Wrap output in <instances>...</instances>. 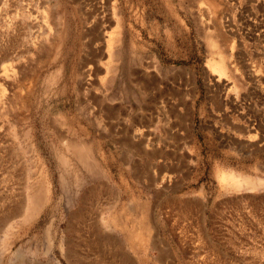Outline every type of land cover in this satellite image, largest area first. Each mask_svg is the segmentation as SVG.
Masks as SVG:
<instances>
[{"label": "rangeland", "instance_id": "374dc122", "mask_svg": "<svg viewBox=\"0 0 264 264\" xmlns=\"http://www.w3.org/2000/svg\"><path fill=\"white\" fill-rule=\"evenodd\" d=\"M117 104L158 130L194 111L210 204L184 263L264 264V0H0V264H110L78 155Z\"/></svg>", "mask_w": 264, "mask_h": 264}, {"label": "crops", "instance_id": "0c3cea01", "mask_svg": "<svg viewBox=\"0 0 264 264\" xmlns=\"http://www.w3.org/2000/svg\"><path fill=\"white\" fill-rule=\"evenodd\" d=\"M185 109L166 108L168 121L158 130V116L133 115L117 104L106 115L108 131L94 136L78 155L84 170L78 193L100 194L112 205L100 237V256H108L110 264H185L183 257L197 249L199 215L206 226L210 202L199 176L194 111L183 123ZM152 130H158L156 143L150 140Z\"/></svg>", "mask_w": 264, "mask_h": 264}, {"label": "bare ground", "instance_id": "6f19581e", "mask_svg": "<svg viewBox=\"0 0 264 264\" xmlns=\"http://www.w3.org/2000/svg\"><path fill=\"white\" fill-rule=\"evenodd\" d=\"M49 88H50V87H49ZM57 135H58V134H57ZM58 137H60V136H58ZM73 144H74V143H73ZM78 144H79V143H77V146H76V147H79ZM71 145H72V144H71ZM79 145H80V144H79ZM72 146H75V144L72 145ZM81 146H82V145H81ZM79 148H80V147H79ZM72 149H73V148H72ZM77 149H78V148H77ZM75 150H76V149H74L73 152H74ZM75 152H76V151H75ZM76 153H77V152H76ZM80 157H82V155H81ZM83 157H84V156H83ZM65 159H66V158H65ZM64 166H65V165H64ZM223 177H224V176H223ZM41 191H42V189H41ZM45 193H46V192H45ZM34 197H35V195H34ZM34 197H33V198H34ZM29 198H30V197H29ZM33 198H30V199L32 200ZM35 198H36V197H35ZM33 201H34V199H33ZM41 201H43V200L41 199ZM42 203H43V202H42ZM42 203L40 202V204H42ZM40 204L38 203V205H40ZM34 205H35V204H34ZM34 205H33V206H34ZM27 206H28V205H27ZM27 206H26V207H27ZM31 206H32V205H30L29 207L31 208ZM33 206H32V207H33ZM33 208H34V207H33ZM35 208L38 209L39 206H37V204H36ZM34 211H35V210H34ZM26 212H27V211H26ZM34 215H35V214H34ZM26 222H27V221H26ZM20 253H21V252H20Z\"/></svg>", "mask_w": 264, "mask_h": 264}]
</instances>
